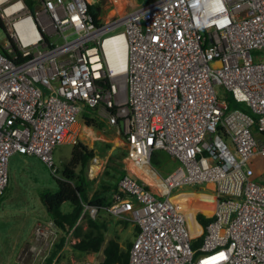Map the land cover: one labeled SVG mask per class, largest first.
I'll return each mask as SVG.
<instances>
[{"label": "built area", "instance_id": "1", "mask_svg": "<svg viewBox=\"0 0 264 264\" xmlns=\"http://www.w3.org/2000/svg\"><path fill=\"white\" fill-rule=\"evenodd\" d=\"M91 3L0 0V195L12 153L54 174V147L77 143L93 108L125 139L128 166L104 209L138 227L129 264H264V0H147L97 22ZM155 150L175 162L165 174ZM192 186L214 198L193 238L171 200ZM98 214L83 201L66 232L36 222L29 264H99L102 250L62 261L75 225Z\"/></svg>", "mask_w": 264, "mask_h": 264}, {"label": "rangeland", "instance_id": "2", "mask_svg": "<svg viewBox=\"0 0 264 264\" xmlns=\"http://www.w3.org/2000/svg\"><path fill=\"white\" fill-rule=\"evenodd\" d=\"M124 1L125 5L122 11H128L136 4L144 2L143 0ZM92 3L98 4L99 14L97 17L100 20L117 17L120 14V11H117L114 0H92ZM3 38L4 32L0 28V40L3 41ZM240 104L235 105V107H239ZM98 119L103 122L101 128L84 124L81 115L76 123L79 131V141L86 144L94 152V155L88 161L85 172L90 179L87 190L88 197L102 186H109L117 182L119 172L128 166L125 158V139L122 130L117 125H108L105 120L99 117ZM71 148L72 144L69 143L57 144L54 147L53 162L56 167L54 174L35 155L17 152L10 155L7 166L8 183L0 195V264L31 263L32 256L25 254V251L31 241L35 223L46 219L45 209L39 199L37 190L39 188L50 190L57 188L55 177L60 176V169L69 159ZM163 158L167 160L165 162L160 161L162 163L159 168L161 174L170 171L175 164L163 151H159L158 159L161 160ZM259 180L264 183V171ZM177 190H192L194 192L200 191V188L192 186L173 189V191ZM113 193L114 191L107 193L108 199L112 198ZM68 207V203H64L61 206L63 210H67ZM197 212L201 211H196L195 213ZM108 218H110V222L108 223L109 228L105 233V241L112 236H117L121 246H124L127 241H132L135 236L134 223L127 222V224H123L122 222H117L119 218L111 215ZM84 257L99 260L102 255L101 251H99L87 254ZM79 258L80 254L69 246L63 253L62 261L64 263H72L73 260L75 261Z\"/></svg>", "mask_w": 264, "mask_h": 264}, {"label": "trees", "instance_id": "3", "mask_svg": "<svg viewBox=\"0 0 264 264\" xmlns=\"http://www.w3.org/2000/svg\"><path fill=\"white\" fill-rule=\"evenodd\" d=\"M97 8V3L88 4V11L96 22V17L99 14ZM227 99L229 108L238 105L232 98L229 97ZM81 117L84 124L88 126L97 128L103 126V122L98 119L93 108H85L81 113ZM159 151L163 150H155L152 152L151 163L155 167L160 168L162 165L160 161L165 162L167 159L163 158L159 160ZM93 155V150L83 142L78 141L73 144L69 159L60 169V176L55 177L57 188L55 190L39 188L37 194L45 209L46 218L52 219L62 232L68 231L77 222L83 201L99 207V214L95 219L83 216L75 225L73 235L78 238V240L71 245L72 249L77 251L80 256L102 250L103 258L99 264H129L128 254L132 241L125 242L124 246L120 245L117 236L109 237L105 241V233L109 228L108 223L110 222L108 216L111 214L104 209V206L110 202L107 193L117 190V182L109 186H102L100 189L93 192L90 197L87 195L90 179L86 176L85 172L88 161ZM165 155L168 157L166 153ZM124 173L125 169L123 168L119 172L118 179ZM64 203H68L69 205L67 210L61 208ZM196 219L202 226H205L207 222L212 219V216H206L204 213L198 212L196 214ZM117 222L127 224L128 221L119 218ZM137 230L138 227L135 225V234ZM200 240V236L194 239L192 241V246H196ZM59 245L60 244H57V247Z\"/></svg>", "mask_w": 264, "mask_h": 264}, {"label": "bare ground", "instance_id": "4", "mask_svg": "<svg viewBox=\"0 0 264 264\" xmlns=\"http://www.w3.org/2000/svg\"><path fill=\"white\" fill-rule=\"evenodd\" d=\"M117 11L120 14L123 13V8L125 5L124 0H114ZM122 11V12H121ZM124 54V51L122 52ZM137 173L144 172L139 169L136 170ZM146 180H150L148 176H144ZM213 196L210 193H195L193 191H184L171 196V200L179 205L180 211L185 217L189 234L191 238L200 233V228L196 220H194V213L196 211H201L204 214H211L213 211L214 201ZM192 228V231H191ZM197 229V232H196ZM196 232V233H195ZM90 260L83 259L81 264H88Z\"/></svg>", "mask_w": 264, "mask_h": 264}, {"label": "crops", "instance_id": "5", "mask_svg": "<svg viewBox=\"0 0 264 264\" xmlns=\"http://www.w3.org/2000/svg\"><path fill=\"white\" fill-rule=\"evenodd\" d=\"M194 220H195V218H194Z\"/></svg>", "mask_w": 264, "mask_h": 264}]
</instances>
